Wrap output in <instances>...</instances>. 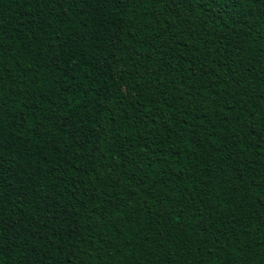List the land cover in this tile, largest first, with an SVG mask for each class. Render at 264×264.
<instances>
[{
	"label": "trees",
	"instance_id": "obj_1",
	"mask_svg": "<svg viewBox=\"0 0 264 264\" xmlns=\"http://www.w3.org/2000/svg\"><path fill=\"white\" fill-rule=\"evenodd\" d=\"M0 264H264V0H0Z\"/></svg>",
	"mask_w": 264,
	"mask_h": 264
}]
</instances>
